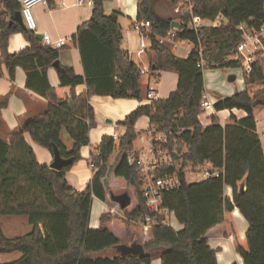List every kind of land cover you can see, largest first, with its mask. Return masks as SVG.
I'll return each mask as SVG.
<instances>
[{
  "label": "trees",
  "instance_id": "trees-1",
  "mask_svg": "<svg viewBox=\"0 0 264 264\" xmlns=\"http://www.w3.org/2000/svg\"><path fill=\"white\" fill-rule=\"evenodd\" d=\"M107 1L110 0H93L91 19L78 28L74 37L84 74L63 65L56 69L60 87L72 90L71 98L63 100L48 77L54 63L60 62V49L39 41L34 32L17 21L21 12L18 0H0L1 65L6 67L12 83L16 81V70L23 69L26 89L50 103L43 114L25 120L10 142L0 138V254H21L20 259L9 264H151L156 257H160L161 264H217V252L208 239L223 234L232 239L243 264H264V151L255 116V108L264 105V91H251L264 84V54L258 52L250 73L245 71L241 59L234 58L244 41L240 27L259 32L264 26V0H189L193 16L206 22L215 21L219 15L225 19L217 27L196 30L186 26L190 17L178 20L160 15V0H138L137 21L151 24L150 32L145 33L150 42L149 75L159 78L160 73L173 71L178 75L177 88L168 98L140 106L119 122L124 131L118 142L112 136L102 138L91 157L94 177L85 190L77 191L68 183L67 174L80 160L82 148L90 145V133L96 126L91 97L142 100V68L129 60L127 51L122 49V26L118 17L105 12ZM170 2L173 7L181 3ZM174 20L180 22V30L172 29ZM172 31L176 32V41L193 45L189 56L179 57L169 44L160 42ZM16 33H21L30 47L10 54V38ZM199 48H203V67ZM225 69H243L246 89L218 100L214 109L241 110L246 116L232 117L233 122L228 125L211 116L212 123L203 127L200 117L206 93L205 71ZM2 75L0 66V78ZM82 85L87 92L77 95L74 90ZM8 99L9 95L0 102V109L7 106ZM142 117L168 134L165 147L178 156L181 165V187L163 194V206L174 212L179 230L137 225L147 208L127 153L133 150L140 135L136 124ZM63 130L74 141L71 151L61 140ZM26 135L52 155L56 146L64 158L74 157L75 163L61 171L41 165ZM114 154L117 157L111 162ZM204 162L224 169V175L189 182L187 170L195 171ZM228 187L232 189V199L226 196ZM131 188L135 201L131 196L117 194L118 190ZM94 198L113 208L112 214L101 217L100 228L90 226ZM130 204L134 205L129 207ZM235 208L249 225L243 237L232 216ZM6 216L27 218L31 231L25 236L7 238L1 224V218ZM119 220L124 222L126 239L108 227ZM135 233L144 256L129 249L113 258L98 255L122 245Z\"/></svg>",
  "mask_w": 264,
  "mask_h": 264
},
{
  "label": "crops",
  "instance_id": "crops-1",
  "mask_svg": "<svg viewBox=\"0 0 264 264\" xmlns=\"http://www.w3.org/2000/svg\"><path fill=\"white\" fill-rule=\"evenodd\" d=\"M112 1V2H111ZM77 0H52L50 6L47 8L42 5L34 7V15L38 24L36 34H48L53 42L60 39L73 38L78 32V28L88 22L93 13V8L77 7ZM111 4L106 5L105 12L112 14L116 12L118 14L119 22L122 26L124 43L122 49L131 53V59L137 63L141 68L145 67V59L148 60L147 52L138 55L139 37L133 31L134 24L137 22L138 17V0H110L107 1ZM132 4L135 5V11L131 9ZM162 4V5H161ZM168 6L173 11V6L170 0H160L157 4V11L165 18H171L167 15ZM2 4L0 3V9ZM174 13V11H173ZM135 14V16H134ZM173 18V17H172ZM174 18H178L175 16ZM127 20V21H126ZM181 41L169 42L173 48V52L179 57L189 56V51L193 49V45L188 42V47L180 45ZM149 47L150 42L146 40ZM30 47V43L21 34H13L10 38L8 51L10 54L19 53L22 50ZM179 50H181L179 52ZM149 62V60H148ZM60 64L65 67L74 68L75 72L79 75L84 74V68L81 61L79 49L75 43L60 49ZM0 66L3 69V75L0 78V102L9 95L7 106L0 109V138L6 142H10L13 133L19 131L25 120L35 118L43 114L49 107V102L44 98L28 91L26 85V73L23 69L18 68L16 70V81L12 83L8 76V71L4 65H1V50H0ZM240 71V74H236V80L229 82L216 78L215 72H210L208 76L204 74L206 95L215 104L220 99L233 96L239 91L246 89L244 83V76L242 69H236ZM48 77L51 85L56 88L57 96L60 99L67 100L72 96V90L70 88L60 87V81L58 72L55 68H51L48 72ZM178 82V75L173 71L162 72L159 78H154L148 75L147 86H154V83H158L159 88L156 90L160 93V98H168L169 95L176 90ZM147 88V90H148ZM264 84L256 85L251 89L252 93L262 91ZM77 95H81L87 92L85 85L77 87L75 90ZM147 92V91H146ZM90 103L95 110L96 126L90 133V145L82 148L80 152L81 160L76 162L72 169L67 174V181L71 187L77 191H83L94 177V172L89 167L92 154L97 152V148L104 136H112L119 126L118 123L125 120V118L140 106L146 105L149 102L140 103L135 99H113L111 97H99L93 96L90 99ZM211 116H216L222 125L231 124L232 117L242 119L246 116V113L241 110H224L220 112L210 111L201 115L200 120L203 127L209 126ZM255 116L257 123V133L260 136L263 151H264V105H258L255 108ZM97 117H104L105 124H101V121H97ZM149 121V119H148ZM149 126V123H148ZM147 126V128H148ZM124 128V127H123ZM146 128V129H147ZM137 129V128H136ZM138 131V129H137ZM120 132V131H119ZM26 139L32 146L36 158L41 165H51L54 157L50 151L42 146L34 143L31 138ZM61 140L68 151H71L74 147V141L66 130L61 133ZM226 196L232 199V189L226 188ZM112 206L106 202H103L97 198L93 200L92 214H91V228H100L103 226L101 217L106 214H112ZM238 233L240 236H245L249 225L246 219L241 215L238 209H234L232 214ZM115 222L109 223L108 227L116 235L114 230ZM181 229V226L179 227ZM178 229V230H179ZM134 242V240H133ZM130 241H124L122 245L105 250L98 255L101 257L113 258L123 254L127 249L135 246L136 243ZM209 245L213 250L217 252V264H243L242 257L234 250L232 239L225 237L223 234L210 237L208 239ZM151 264H161L160 257H156Z\"/></svg>",
  "mask_w": 264,
  "mask_h": 264
},
{
  "label": "built area",
  "instance_id": "built-area-1",
  "mask_svg": "<svg viewBox=\"0 0 264 264\" xmlns=\"http://www.w3.org/2000/svg\"><path fill=\"white\" fill-rule=\"evenodd\" d=\"M21 6V14L23 22L26 28L35 34L37 33V21L34 15V7L42 5L49 7L48 0H18ZM181 2L173 7L175 15L178 20H184L186 17H190L186 22V26L189 29H199L205 25L206 21L201 20L198 17L193 16L192 5L189 0H176ZM77 7L93 8V0H77ZM225 19L222 15H219L215 21H209L213 27L221 25ZM151 24L149 21L136 22L134 24L133 31L139 37V51L138 55L147 52L148 45L146 43L147 37L145 33H149ZM240 30L244 34V41L239 49L236 51L234 58L241 59L246 72H251V65L257 60L258 52L262 51L264 54V26L261 27L259 32H254L240 27ZM176 41V32H170L166 37L160 38V42L167 44L169 42ZM43 42L52 48L62 49L69 44L75 43L73 38L60 39L53 42L48 34H43ZM192 51V50H191ZM189 51V54L191 53ZM201 65H204L203 48L198 50ZM127 58L131 59V53L127 52ZM142 75H149V68H142ZM146 98L149 103L160 99V93L155 87L150 86L146 92ZM203 113L214 111V103L205 94L201 104ZM119 127L112 134L115 142L119 141L120 132ZM140 141L143 144L141 150H133L127 153V161L130 165H134L137 176L140 181V189L142 197L145 201V207L147 213L145 216L137 220L138 226L143 227H155V226H167L173 227V219L175 214L169 208L163 206V194L179 189L182 185L179 170L181 165L179 164L178 156L166 148L168 143V134L163 131H159L154 125H149L147 130L140 136ZM90 168L94 172V164L90 161ZM188 174H194L198 176L196 181H207L214 178H219L224 175V169L216 168L210 162H204L197 166L195 171L187 170Z\"/></svg>",
  "mask_w": 264,
  "mask_h": 264
},
{
  "label": "rangeland",
  "instance_id": "rangeland-1",
  "mask_svg": "<svg viewBox=\"0 0 264 264\" xmlns=\"http://www.w3.org/2000/svg\"><path fill=\"white\" fill-rule=\"evenodd\" d=\"M164 1V0H162ZM112 2V1H111ZM105 4L109 5L111 4L110 2H106ZM104 4V8L106 9V5ZM162 5V4H161ZM131 9H133V12L135 11V5L132 4ZM168 11L166 12L168 16H172L174 18V13L172 11V9L168 6ZM135 16V14H134ZM177 16V15H175ZM127 21V20H126ZM206 26L211 25L208 21L205 22ZM181 46L184 47H188V42L187 41H181L180 42ZM181 50H179L180 52ZM145 67H149V62L147 59H145ZM243 70V69H242ZM210 72H215L216 74V78L219 79V76H221V79L225 80V81H229V77L231 75H236V74H240V71L236 70V69H225V70H206L205 71V75L208 76L210 74ZM147 79H148V75H144L141 81V88H142V100L140 101V103H145V102H149L146 98V91H147ZM219 82L220 79L218 80ZM155 88H159L158 83H154ZM264 91V88L262 89ZM260 98H262V96H259ZM139 101V100H138ZM97 121H101V124H105V119L104 117H97ZM148 118L147 117H142L139 119V121L136 124V128L138 129V132L140 133L139 137L137 138V140L134 142V148L136 150H141V148L143 147V144L140 141V136L143 135V133L147 130V126H148ZM95 128V127H94ZM93 128V129H94ZM120 130V134L123 133L124 128L123 127H119ZM28 140H30L29 136ZM117 157V154H114V156L111 159V162H113L115 160V158ZM80 160H81V156H80ZM79 160V161H80ZM78 162V161H77ZM90 167V164H89ZM188 181L189 182H195L198 179L197 175L194 174H188ZM120 197L122 196H131L133 197L134 201H135V197H134V191L131 188L130 190H118L117 193ZM134 204H130L129 207H131ZM1 224H2V229L3 232L5 234V236L9 239H14L16 237H20V236H25L27 235L32 227L29 225L27 218L25 217H16V216H6V217H2L1 218ZM116 226H114V230L117 232V234L121 237H123L124 239H126L127 237V233H126V228L124 225V222L122 220H119L115 223ZM180 227L178 221L176 220V218L173 219V229L178 230ZM136 232V228L133 230V232ZM134 240V242H133ZM129 243L130 241L133 243L138 242L136 240V233L134 234V237L127 240ZM136 245V244H135ZM21 258V254L20 253H12V254H0V264H9L12 262L17 261L18 259Z\"/></svg>",
  "mask_w": 264,
  "mask_h": 264
},
{
  "label": "water",
  "instance_id": "water-1",
  "mask_svg": "<svg viewBox=\"0 0 264 264\" xmlns=\"http://www.w3.org/2000/svg\"><path fill=\"white\" fill-rule=\"evenodd\" d=\"M111 16L116 18V17H118V14L116 12H113L111 14ZM17 21H19L26 28V26L23 22L21 12H19L17 15ZM11 24H12V22H11ZM171 26H172V29H175V30L181 29V24L177 20L172 21ZM36 37L39 41H43V35L36 34ZM60 65H61L60 62L58 61V62L54 63L53 68L59 69ZM228 80H229V82H234L236 80V76L231 75ZM53 157H54V160H53L52 164L50 165V167L54 170H57V171H61L62 169L69 167L75 163L74 157L64 158L62 156V153L60 152V150L56 146H53ZM242 189L245 190V187H243ZM121 203H122V208H125L126 207V201L123 200ZM129 250L132 251L134 254H140L142 256L145 255L144 248L139 244L129 248Z\"/></svg>",
  "mask_w": 264,
  "mask_h": 264
}]
</instances>
